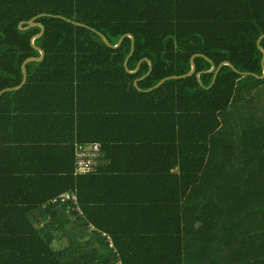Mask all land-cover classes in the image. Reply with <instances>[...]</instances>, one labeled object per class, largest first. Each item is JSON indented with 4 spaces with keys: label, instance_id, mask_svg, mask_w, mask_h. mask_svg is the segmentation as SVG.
Returning <instances> with one entry per match:
<instances>
[{
    "label": "trees",
    "instance_id": "1",
    "mask_svg": "<svg viewBox=\"0 0 264 264\" xmlns=\"http://www.w3.org/2000/svg\"><path fill=\"white\" fill-rule=\"evenodd\" d=\"M38 16L0 143L30 123L67 167L19 203L0 177V264H264V0H0V94L41 57Z\"/></svg>",
    "mask_w": 264,
    "mask_h": 264
},
{
    "label": "crops",
    "instance_id": "2",
    "mask_svg": "<svg viewBox=\"0 0 264 264\" xmlns=\"http://www.w3.org/2000/svg\"><path fill=\"white\" fill-rule=\"evenodd\" d=\"M53 127L55 129V126ZM34 128L35 127H31L29 123V131L23 134L21 133L20 135L18 132L14 133V143L9 140V134L6 130L2 133L3 143H0V177L7 175V178L4 180L6 184L5 187L9 188V195L13 194V200L17 203L25 200L26 197L27 200H30L29 183L33 185L37 184L29 180L36 177L50 178L54 176V178H56V173L54 171H56L58 175H61V172L67 167L65 166L63 158L65 156L63 150L62 153L54 152L53 150L52 153L47 154L43 149V147L46 146V140L40 141L41 136L36 138L34 134H31V130ZM46 131L47 128L44 129L43 134L46 133ZM57 132L59 134V140L56 142L59 144L68 139L67 135L64 134V130H59ZM49 133L52 134L53 132ZM43 134L42 137L44 136ZM35 144L39 147L42 146V148L38 149L40 154L37 156L29 154V147H36L37 145ZM38 156H41V158L37 160L36 158ZM56 181L57 180H55L54 183ZM42 183L41 187H43L44 190L47 188L46 192L50 193L52 182L47 183V181H42ZM8 197L9 196H7V198Z\"/></svg>",
    "mask_w": 264,
    "mask_h": 264
},
{
    "label": "water",
    "instance_id": "3",
    "mask_svg": "<svg viewBox=\"0 0 264 264\" xmlns=\"http://www.w3.org/2000/svg\"><path fill=\"white\" fill-rule=\"evenodd\" d=\"M42 16H46V15H42ZM42 16L35 17V18H33L32 20H30V21H28V22H26V23H21V24H20V27H19L20 29H27V28H31V27H35V26H38V27H41V28H42V32H41V34L36 35V36L33 37L32 40H31V44H32V46H33L37 51H39V52L41 53V57H40V58H29V59L25 60V63H24L23 66H22L23 82H22L21 86H19L18 88L14 89V90H7V91L2 92V93L0 94V99H1L6 93L17 92V91L21 90V88L26 84V82H27V71H26V66H27L28 64H30V63H34V62H35V63H42L43 60L45 59V52H44L41 48L36 47V46L34 45V40H36L37 38L42 37L43 34L45 33V27H44L43 25H41V24L36 23V20H37L39 17H42ZM24 24L27 25L26 28H23V27H22V25H24ZM76 24H77V25H80V26H85V25H83V24H79V23H76ZM99 35L102 37V39L104 40V42H105L109 47L114 48V49H118V48L122 45V43H123V41H124V39H125L126 37L132 38V39H133V49H132V53H131L130 57L133 55L134 50H135V38H134V36H132V35H126V36H124V37L120 40V42H119L118 45L113 46V45L110 43V41L107 39L106 36H104L103 34H100V33H99ZM263 40H264V36H263L262 39L260 40V46H261ZM261 49L264 51V47L261 46ZM199 56H203V55H199ZM130 57L127 59V62H126L125 67H126V69H127V72H128L130 75H136L139 71H137V72H131V71L128 70V64H129V59H130ZM196 57H197V56L193 57V59H192V72H191L189 75H187V76H185V77H181V78L173 77V78H170V79H166L165 81L159 83L155 88H153V89H151V90H149V91H147V92H145V93H151V92H153V91H155V90H158L159 88H161V87H162L166 82H168V81H171V80H182V79H187V78L193 77V76L196 74V64H195V58H196ZM146 63L150 64L149 60H146ZM209 63L211 64L210 60H209ZM150 66H151V65H150ZM223 66H230V65H229V64H223L218 70H216L214 67H212L211 71L207 72V74H215V76H214V80H213V83L215 82V79H216L217 75L219 74V72H220V70H221V68H222ZM232 69L234 70V68H232ZM138 70H139V69H138ZM234 71H235V70H234ZM150 73H151V70H150V72H149V75H150ZM149 75H147V77H148ZM147 77H145L144 79H141V80H139V81H137V82L135 83V86H136V88L138 89V91H140V89H139L140 81L145 80ZM200 77H201V75H198V79H199V80H200ZM263 79H264V78H263ZM200 84H202L201 81H200ZM140 92H141V91H140Z\"/></svg>",
    "mask_w": 264,
    "mask_h": 264
},
{
    "label": "built area",
    "instance_id": "4",
    "mask_svg": "<svg viewBox=\"0 0 264 264\" xmlns=\"http://www.w3.org/2000/svg\"><path fill=\"white\" fill-rule=\"evenodd\" d=\"M103 147L101 143L92 144L86 148L79 147L78 150V162L80 167H78L79 173H87L92 171L102 159ZM74 199L76 197H71L68 194L61 195L59 198L55 199L54 202H66L68 200ZM80 211V207H76ZM81 212V211H80Z\"/></svg>",
    "mask_w": 264,
    "mask_h": 264
}]
</instances>
